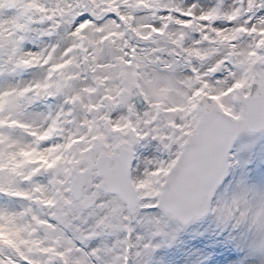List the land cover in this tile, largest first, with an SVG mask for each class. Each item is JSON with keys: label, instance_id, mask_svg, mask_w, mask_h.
<instances>
[{"label": "snow or ice", "instance_id": "1", "mask_svg": "<svg viewBox=\"0 0 264 264\" xmlns=\"http://www.w3.org/2000/svg\"><path fill=\"white\" fill-rule=\"evenodd\" d=\"M4 5L0 264H167L189 233L264 264V182L229 179L264 132V0Z\"/></svg>", "mask_w": 264, "mask_h": 264}, {"label": "rangeland", "instance_id": "2", "mask_svg": "<svg viewBox=\"0 0 264 264\" xmlns=\"http://www.w3.org/2000/svg\"><path fill=\"white\" fill-rule=\"evenodd\" d=\"M7 8H8V5H4L3 7H0V17H11L15 15L14 6L10 7L11 13L9 14L11 15L8 14ZM243 145L244 147L241 148V146ZM239 148L242 149V151L240 152V156L244 154L246 155L248 145L246 144L245 140L241 142V145ZM256 179H255V183H257ZM203 226L204 224L196 225L195 227L199 230H203L204 229ZM193 239L194 238L191 236L190 233L185 234V236L182 237L183 243H181L177 247H174L173 249L163 250L162 252H160V255L164 257L167 264H194V261L196 260V256L192 255V253L197 252L198 249L206 253V251H208L209 249H212L213 247L210 245L198 243L197 241H199V238H195L194 239L195 242L192 243ZM203 246L209 249H205ZM219 257L220 256L218 255L217 252H213L210 256V259L206 262V264H215V261Z\"/></svg>", "mask_w": 264, "mask_h": 264}]
</instances>
